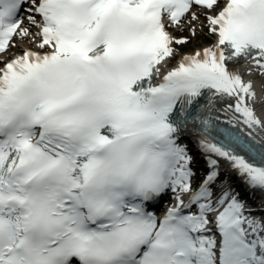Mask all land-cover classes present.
<instances>
[{"label":"snow or ice","instance_id":"obj_1","mask_svg":"<svg viewBox=\"0 0 264 264\" xmlns=\"http://www.w3.org/2000/svg\"><path fill=\"white\" fill-rule=\"evenodd\" d=\"M185 22L215 43L169 67ZM0 65V264H264V212L213 190L224 160L264 191V0H0Z\"/></svg>","mask_w":264,"mask_h":264},{"label":"bare ground","instance_id":"obj_2","mask_svg":"<svg viewBox=\"0 0 264 264\" xmlns=\"http://www.w3.org/2000/svg\"><path fill=\"white\" fill-rule=\"evenodd\" d=\"M200 16H201V21H203V13H201L200 11L199 12H197ZM187 23L185 22V27L183 28V29H176V28H169L168 30H169V32L172 34V36L173 37H175V38H177V39H180V38H182L181 36H182V34L183 33H185L186 32V30H187ZM190 25H192V24H190ZM25 26H27V19H25ZM199 27H201V29L203 28V25H201V23H199L198 22V24H197V28L198 29H200ZM213 43H215V42H213ZM212 43V44H213ZM212 44H210V45H208V46H211ZM207 46V47H208ZM173 47L177 50V53H178V49H179V45H173ZM24 49H35V45H33V44H31V43H29V42H27V41H22V40H19V39H17L16 40V47H14V48H12L11 50H10V52L8 53V56H12L13 57V54H16V55H19V54H21V52H22V50H24ZM199 50H202V49H199ZM197 51V50H196ZM191 54H194V52L193 53H191ZM180 59H181V57H180ZM172 66V64L171 63H169V67H171ZM240 71L242 72V73H246V71H247V66L245 65L244 67H242L241 69H240ZM246 79H251L252 81H253V83L255 84V86H256V90H257V92L259 93L260 92V78L259 77H257V76H251V77H248V76H246L245 77ZM219 106L221 107V109L223 110V112H225V105L224 104H222V103H219ZM227 113V112H226ZM258 114H260L259 112H258ZM203 154H205L204 152H203ZM206 155V154H205ZM221 161V165L223 166V167H225L226 169H228V170H230V171H232L234 174H236L237 176H239L238 175V173L237 172H235L234 170H232L231 168H230V166H229V163L227 162V161H224V160H220ZM244 180V178L242 179V181ZM244 183H245V180H244ZM246 184V183H245ZM247 185V184H246ZM247 187L248 188H250L248 185H247ZM252 191H253V193H255L259 198H263L264 199V191H261V190H259V189H252V188H250Z\"/></svg>","mask_w":264,"mask_h":264},{"label":"rangeland","instance_id":"obj_3","mask_svg":"<svg viewBox=\"0 0 264 264\" xmlns=\"http://www.w3.org/2000/svg\"><path fill=\"white\" fill-rule=\"evenodd\" d=\"M187 23V22H186ZM200 23V22H199ZM192 24V25H190ZM198 22H192L187 23V30L185 33L182 34V38H186L189 42L185 45H179V51L178 56L180 53L186 54V53H193L198 49H202L204 47H207L208 45L213 43V36H210L207 32V28L199 27L197 28ZM202 25V24H201ZM195 28L197 30V35L193 36L191 34V29Z\"/></svg>","mask_w":264,"mask_h":264}]
</instances>
